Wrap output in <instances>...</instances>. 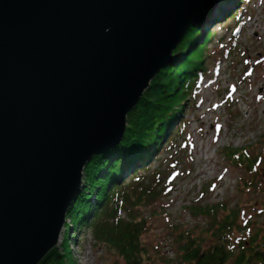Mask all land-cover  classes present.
<instances>
[{
  "label": "water",
  "instance_id": "95a60500",
  "mask_svg": "<svg viewBox=\"0 0 264 264\" xmlns=\"http://www.w3.org/2000/svg\"><path fill=\"white\" fill-rule=\"evenodd\" d=\"M217 1L0 0V264L56 246L86 163Z\"/></svg>",
  "mask_w": 264,
  "mask_h": 264
},
{
  "label": "trees",
  "instance_id": "16d2710c",
  "mask_svg": "<svg viewBox=\"0 0 264 264\" xmlns=\"http://www.w3.org/2000/svg\"><path fill=\"white\" fill-rule=\"evenodd\" d=\"M230 1L239 7L233 13L222 15L225 22L231 18L237 27L249 7V0ZM199 30L189 26L171 53L177 60L149 80L138 104L125 118L126 128L118 144L107 152L91 156L83 168L79 193L66 216L71 225L65 232L87 230L99 248L123 264H264V228L249 233L244 216L223 203L193 207V216L208 218L207 231L193 235L172 227L176 234L173 238L175 261L164 257L160 243L152 245L147 239L149 220L143 213L155 202L164 200L171 187L168 173L159 168L151 170L152 161L158 159L152 160V157L158 150L179 146L175 132L185 126L182 116L190 108L189 98H193L196 83L205 72L204 56L212 34L200 37ZM261 145L264 150V141ZM220 152L232 170L238 168L243 172L238 182L240 188L247 192L256 190L259 182L255 175L261 155L247 147L235 150L230 145ZM176 156L173 153L171 157V169L177 164L179 157ZM258 203V213L264 219V197ZM73 230L69 237L66 234L63 237L62 254L55 246L37 264L70 263L67 250Z\"/></svg>",
  "mask_w": 264,
  "mask_h": 264
},
{
  "label": "rangeland",
  "instance_id": "374dc122",
  "mask_svg": "<svg viewBox=\"0 0 264 264\" xmlns=\"http://www.w3.org/2000/svg\"><path fill=\"white\" fill-rule=\"evenodd\" d=\"M232 8L237 6L230 0H218L208 18L193 25L200 28V37L212 34L204 56L205 72L182 116L186 124L175 132L179 146L158 150L152 160L158 159L151 160V170L159 168L170 177L168 195L143 213L149 220L147 239L152 245L160 243L166 259L175 258L173 228L193 235L209 228L208 218L192 215L196 205L223 203L244 216L249 233L264 228L263 215L258 213V201L264 197V0L250 1L236 32L232 31L234 21L229 18L225 22L222 15L233 13ZM226 145L235 150L247 147L261 155L256 190L240 188L238 182L244 174L238 168L232 170L221 154ZM173 153L179 158L171 169ZM63 223L62 237L56 244L61 254L65 251L61 248L63 237H69L73 230L65 232L71 225L66 216ZM71 235L67 250L71 262L66 264H123L99 248L87 230L75 229Z\"/></svg>",
  "mask_w": 264,
  "mask_h": 264
},
{
  "label": "bare ground",
  "instance_id": "6f19581e",
  "mask_svg": "<svg viewBox=\"0 0 264 264\" xmlns=\"http://www.w3.org/2000/svg\"><path fill=\"white\" fill-rule=\"evenodd\" d=\"M222 1V0H221ZM166 68V67H165ZM114 145H111V146H109V149H111L112 147H113ZM109 149H107L106 151L104 150V151H102V152H107V151H109ZM102 152H100V153H102ZM99 155V154H98ZM76 195V194H75ZM75 195H74V197H75ZM74 197H73V199H74ZM73 199H72V201H73ZM69 208V207H68ZM67 210H69V209H67ZM68 213V212H67ZM64 226V225H63ZM63 226H61L60 227V230H59V233L61 234V230L63 229ZM58 233V234H59ZM59 234V236H58V238H57V241L55 242V243H59V240L61 239V237H62V235H60ZM59 239V240H58ZM55 247V246H54Z\"/></svg>",
  "mask_w": 264,
  "mask_h": 264
}]
</instances>
